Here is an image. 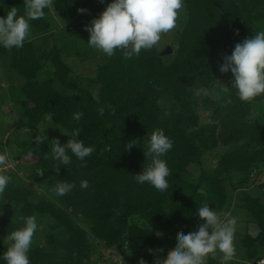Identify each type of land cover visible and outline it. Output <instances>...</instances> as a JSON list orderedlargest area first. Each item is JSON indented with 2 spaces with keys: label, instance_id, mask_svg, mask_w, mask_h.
I'll return each mask as SVG.
<instances>
[{
  "label": "trees",
  "instance_id": "obj_1",
  "mask_svg": "<svg viewBox=\"0 0 264 264\" xmlns=\"http://www.w3.org/2000/svg\"><path fill=\"white\" fill-rule=\"evenodd\" d=\"M71 2L54 0L52 10L65 12ZM215 3L229 12L227 21L220 20ZM18 5L25 11L24 0H0L2 10ZM184 5L187 17L176 29L171 53L160 54L156 46L125 60L117 50L93 76L73 72L61 46L49 44L46 17L30 21L35 33L45 34L37 42L28 39L11 50L0 46V53H8L10 69L22 77L25 101L17 128L23 132L13 139L14 157L32 178L3 170L12 179L0 196V264H6L8 235L24 226L18 218L30 215L38 224L30 264H139L141 259L156 264L176 246L177 233L196 231L204 223L198 207L205 202L224 220L238 202L259 228L255 235L240 237L245 258L248 264L264 258L256 248L264 242V200L243 191L264 174V95L242 102L231 87V71L220 72L223 56L231 55L236 43L264 30V0H184ZM225 87L228 91H221ZM204 88L221 91L220 99L201 95ZM199 108L209 111L207 122H201ZM165 110L171 114L162 118ZM76 112H83L79 122L73 119ZM45 113L53 114L51 124ZM40 128L46 136L37 146ZM75 128L82 129L77 139L96 151L85 158L86 166L69 152L72 162L57 172L51 140L65 144L70 137L62 132ZM157 128L173 141L162 157L172 173L164 192L133 178L149 163L143 150ZM133 139L138 145L124 151ZM81 180L89 182L87 189H81ZM59 181L76 186L57 196L52 189ZM257 186L264 195V183ZM117 252L126 261H118ZM207 264L217 261L209 256Z\"/></svg>",
  "mask_w": 264,
  "mask_h": 264
},
{
  "label": "clouds",
  "instance_id": "obj_2",
  "mask_svg": "<svg viewBox=\"0 0 264 264\" xmlns=\"http://www.w3.org/2000/svg\"><path fill=\"white\" fill-rule=\"evenodd\" d=\"M103 3V0H100ZM25 12L18 14L16 7L10 8L6 16L0 17V46L5 49H20L26 40L30 38V21L43 19L45 9H53L54 0H24ZM184 8V0H111L98 18H93L86 30L90 36L89 47L102 52L107 57H112L119 50L125 60L139 56L142 50H151L159 45L162 37L177 27V21L181 10ZM87 9L79 8L78 12L85 13ZM238 34V30H237ZM231 71L233 81L231 87L237 91V96L242 102H252L256 97L264 95V30L257 32L242 42L235 44L231 55L223 56L220 72ZM221 91L227 92L225 87ZM221 91L215 89H201L200 94L219 100ZM93 98L99 102L98 95ZM113 113L115 109L108 105ZM105 107L98 108V114L103 116ZM171 113L165 110L164 117ZM83 117V112L73 114L77 122ZM53 114L45 113L44 120L51 124ZM45 129L39 130L34 137L36 145L45 141ZM61 131V130H60ZM81 128H75L69 135L65 144H61L59 138H53L52 156L58 161L56 171L60 166H67L72 162L69 155L71 152L86 166L85 158L90 157L95 151L94 146H85L84 142L77 139ZM137 140L133 139L125 144L124 151H130L137 146ZM173 147V141L165 134L162 128L154 129L148 141L146 150H143L145 160L149 163L143 166L141 173L133 175L139 184L148 183L156 190L164 192L169 188L167 177L172 173L166 160L162 159ZM14 166L7 152L0 153V196L5 193L11 177L4 174V169ZM43 169H37L38 175H44ZM74 182L59 181L52 189L57 196H65L75 188ZM81 189H87L89 182L80 181ZM204 194V189H199ZM198 216L204 223L199 224L198 230L187 234L177 233V244L170 248L166 258L157 259L156 264H207L209 256L215 258L219 252L222 254L223 264H228L236 257L234 236L237 220L235 217L222 221L217 212L203 203L198 207ZM23 222V227L12 231L7 239L11 241L10 246L3 253L6 264H30L29 252L33 237L37 231L38 224L35 216H21L18 218ZM149 251H153L149 249ZM156 251L162 252L163 249ZM261 260H264L261 259ZM260 261V260H259ZM258 261L252 262L257 264ZM139 264H146L141 259ZM264 264V261L263 263Z\"/></svg>",
  "mask_w": 264,
  "mask_h": 264
},
{
  "label": "rangeland",
  "instance_id": "obj_3",
  "mask_svg": "<svg viewBox=\"0 0 264 264\" xmlns=\"http://www.w3.org/2000/svg\"><path fill=\"white\" fill-rule=\"evenodd\" d=\"M73 1L75 2L69 3L68 9H66L65 12L61 13L51 9V11L45 15L50 22L48 42L49 44H52L55 41L61 46L63 57L71 66L73 72H80V74L83 75L93 76L97 66L105 62L107 56L102 52L89 47L87 42L90 34L85 26L90 25L93 18H98L111 0H103V3H101L100 0ZM16 8L18 9V14H23L25 12L20 5ZM79 8H84L88 11L80 13L78 12ZM7 10H2L0 8V17L6 16L8 12ZM186 17L187 15L184 5L177 21V27L171 32L165 34L159 45H157L159 51L163 50L166 45L172 46V44H175L176 29H181ZM260 26L264 29V22H261ZM35 32L36 30L30 25L31 34L29 39H36V42L40 40L41 35H45L42 32ZM8 57V53H0V137L4 143V152H7L10 155L12 161H14V166L8 167L4 170L17 172L25 180L32 181V178L28 175V171L24 165L21 164L22 161L17 160L14 157L17 147L14 144L13 139L17 138V134L23 132L22 129L17 128V117L19 114L18 112L24 104L25 98L23 97L20 88L22 77L10 69ZM220 83L224 85V81H221ZM198 111L201 122H207L209 120V111L202 110L201 108H199ZM39 130H41V128L36 131V135L39 134ZM208 162H211V160ZM194 170L195 168L193 171ZM262 182L264 183V174L259 179L257 178L255 182H251L248 186H245L243 191L250 194H259L264 200V195L259 191V188H257V184ZM39 189L42 191L41 188ZM241 190L242 189H239L237 194ZM261 191L264 192V187ZM227 215H230L228 218L235 217L237 220L234 236L236 257L232 261H229L228 264H248L243 252L244 247H240V237L245 232L255 235L257 230L259 232V228L252 220H248L246 211L239 206L238 202L234 203L233 208ZM222 220H224V217ZM262 239L264 240V235L262 236ZM256 248L264 253V242L256 245ZM115 255L118 261H126L121 252H117ZM213 259L217 261V264H223L222 254L219 252Z\"/></svg>",
  "mask_w": 264,
  "mask_h": 264
},
{
  "label": "water",
  "instance_id": "obj_4",
  "mask_svg": "<svg viewBox=\"0 0 264 264\" xmlns=\"http://www.w3.org/2000/svg\"><path fill=\"white\" fill-rule=\"evenodd\" d=\"M215 6L220 14V20L221 21H227L229 12L222 9L217 3H215ZM172 47L170 45H166L163 50H161L160 54H168L171 53Z\"/></svg>",
  "mask_w": 264,
  "mask_h": 264
},
{
  "label": "built area",
  "instance_id": "obj_5",
  "mask_svg": "<svg viewBox=\"0 0 264 264\" xmlns=\"http://www.w3.org/2000/svg\"><path fill=\"white\" fill-rule=\"evenodd\" d=\"M264 260H260L257 262V264H262Z\"/></svg>",
  "mask_w": 264,
  "mask_h": 264
}]
</instances>
